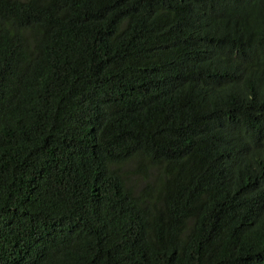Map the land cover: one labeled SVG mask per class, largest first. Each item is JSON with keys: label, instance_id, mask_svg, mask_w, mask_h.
Wrapping results in <instances>:
<instances>
[{"label": "trees", "instance_id": "obj_1", "mask_svg": "<svg viewBox=\"0 0 264 264\" xmlns=\"http://www.w3.org/2000/svg\"><path fill=\"white\" fill-rule=\"evenodd\" d=\"M0 264H264V0H0Z\"/></svg>", "mask_w": 264, "mask_h": 264}]
</instances>
